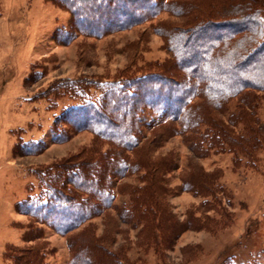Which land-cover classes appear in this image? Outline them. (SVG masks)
Instances as JSON below:
<instances>
[{
  "label": "trees",
  "instance_id": "obj_1",
  "mask_svg": "<svg viewBox=\"0 0 264 264\" xmlns=\"http://www.w3.org/2000/svg\"><path fill=\"white\" fill-rule=\"evenodd\" d=\"M53 1L71 16L68 28L55 35L61 44L78 35L100 37L129 29L162 11L185 20L156 26L169 54L167 61L156 64L157 70L109 85L100 101L56 117L55 124L67 125L71 133L92 132L94 144L77 154V160L49 167L39 177L40 193L16 202V210L30 224L23 246L10 248L5 258L14 264H50L44 252L49 243L40 227L44 225L70 236L67 264H134L127 252L112 246L111 236L120 227L97 235L88 229L89 222L114 209L116 226L137 228L138 244L147 248H169L190 228L174 225L168 215L165 175L178 167L177 161L153 156L168 138L182 135L189 151L198 155L195 135L204 126L202 144L228 149L236 162L255 161L264 146V125L254 112L264 96V0ZM147 114L152 117L145 119ZM128 175H137L139 183L124 192L128 201L117 206L116 191ZM206 181L202 177L193 183V190L212 194ZM183 189L192 187L185 184Z\"/></svg>",
  "mask_w": 264,
  "mask_h": 264
},
{
  "label": "rangeland",
  "instance_id": "obj_2",
  "mask_svg": "<svg viewBox=\"0 0 264 264\" xmlns=\"http://www.w3.org/2000/svg\"><path fill=\"white\" fill-rule=\"evenodd\" d=\"M70 17L53 0H0V264H14L5 252L23 246L30 224L28 216L16 210V202L40 193L39 177L49 167L74 161L94 144L92 132L71 133L67 125L55 124L56 117L69 108L100 101L109 85L157 70L156 64L167 61L169 54L156 26L181 25L185 20L162 11L129 29L57 43L55 35L68 28ZM234 108L235 102L230 110ZM254 112L264 125V96ZM203 129L195 135L198 155L189 151L182 135L168 138L153 153L177 161L178 167L165 175L168 215L174 225L190 227L169 248L140 246L138 229L116 226L114 209L91 219L88 229L101 235L120 227L111 236L112 246L127 252L134 264H264V146L255 161L236 162L228 149L202 144ZM144 132L149 135L148 129ZM66 135L68 139L60 140ZM101 143L98 146L106 149ZM42 144L45 147L38 152ZM202 177L212 194L193 190ZM138 183L137 175L121 179L115 204L126 203L124 192ZM185 184L192 190H184ZM40 227L49 243L46 261L67 264L70 236Z\"/></svg>",
  "mask_w": 264,
  "mask_h": 264
}]
</instances>
